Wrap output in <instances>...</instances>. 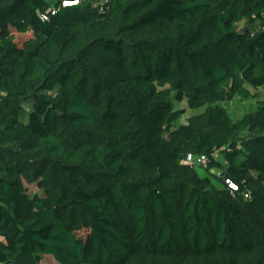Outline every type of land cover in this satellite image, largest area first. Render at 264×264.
<instances>
[{"label":"trees","instance_id":"16d2710c","mask_svg":"<svg viewBox=\"0 0 264 264\" xmlns=\"http://www.w3.org/2000/svg\"><path fill=\"white\" fill-rule=\"evenodd\" d=\"M62 1L0 0V264H264V0Z\"/></svg>","mask_w":264,"mask_h":264},{"label":"rangeland","instance_id":"374dc122","mask_svg":"<svg viewBox=\"0 0 264 264\" xmlns=\"http://www.w3.org/2000/svg\"><path fill=\"white\" fill-rule=\"evenodd\" d=\"M50 2L49 7H53V3L54 0H48ZM13 31V30H11ZM15 34V38L18 42V44H21L22 41L27 38L29 36V32L27 33H16ZM253 90V89H251ZM171 95H173V93H171ZM259 99H264V93L262 91H259L258 96L257 97H249V98H241L238 95H233L231 98L223 100V101H219L216 102L217 104L223 106L229 116L232 119H239L241 117H243L245 114L248 113H252L255 111L256 106H257V100ZM173 104L175 108H185V112L183 115H181L176 122L174 123V127L179 125L180 123H185L187 120V117L195 115L199 112H201L204 107H199V108H189L185 101H177L173 99ZM254 131V130H253ZM253 131L251 130H245L243 133H241L239 136H246L251 134ZM222 152L221 151H217L215 153V157L219 160H222ZM197 171L200 175H207L210 176L212 179L214 178L213 175H216L219 173V170L217 168H207V165H200L197 166ZM26 188H27V192L28 194L32 195L34 193H42V190L40 188H38V186L35 183L32 184H27L24 183ZM88 231H82L80 234V237H85V235L87 234ZM12 264V263H9ZM38 264H58L51 256L49 255H45L41 261Z\"/></svg>","mask_w":264,"mask_h":264},{"label":"built area","instance_id":"2783aa9c","mask_svg":"<svg viewBox=\"0 0 264 264\" xmlns=\"http://www.w3.org/2000/svg\"><path fill=\"white\" fill-rule=\"evenodd\" d=\"M77 1H78V0H70V1H68L67 4L77 3ZM62 4H63V5H67V4L65 3V0L62 1ZM182 162H183L184 164H189V163H190V164H202V163L204 164V163L206 162V159H205L204 157L191 156V155H189V154H186V155L183 157ZM226 182H228V185H229L231 188H233V189L236 188V186L233 187L234 184H233L232 182H229L228 180H227ZM244 196H245V197H249L248 193H245Z\"/></svg>","mask_w":264,"mask_h":264},{"label":"snow or ice","instance_id":"6c2138e0","mask_svg":"<svg viewBox=\"0 0 264 264\" xmlns=\"http://www.w3.org/2000/svg\"><path fill=\"white\" fill-rule=\"evenodd\" d=\"M65 3L67 4L68 3V0H65ZM233 187H235V185H233Z\"/></svg>","mask_w":264,"mask_h":264}]
</instances>
